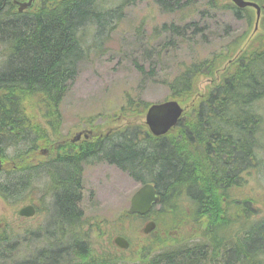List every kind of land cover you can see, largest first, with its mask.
<instances>
[{"label": "trees", "instance_id": "16d2710c", "mask_svg": "<svg viewBox=\"0 0 264 264\" xmlns=\"http://www.w3.org/2000/svg\"><path fill=\"white\" fill-rule=\"evenodd\" d=\"M40 1L41 5L19 13L13 0H0V53L6 56L0 66L1 159H5L6 146H15L16 150L24 146L22 153L16 151L11 157L14 169L6 172L14 175L0 182V191L3 195L18 194L21 186L34 179L35 171H39L38 175L44 173L55 192L56 221L65 224L79 211L76 195L79 179L74 170L77 167L74 156L59 160L64 164L50 162L53 136L59 135L62 123L59 106L75 78L78 62L86 55L83 33L89 27L101 34L112 15L122 9L101 12L97 0ZM122 1L128 4L134 0ZM197 1L158 3L169 13H184L189 4L192 9ZM253 1L264 5V0ZM206 4L208 9L231 10L236 17L245 18L248 26L239 40L218 54L188 65L180 64L181 70L166 82L169 95L165 99H174L186 108L177 126L166 135L155 137L143 124L130 122L114 126L108 136L100 139L96 136L91 140L95 144L87 145L89 163L107 161L128 170L142 183H153L160 196L154 216L158 224L163 220L167 222V230L181 228L193 238L194 244L184 247L185 243L178 244L139 264H264L260 259L264 255V220L249 219L255 214L250 206L254 199L232 196L233 190L242 187L244 172L248 173L252 160H256L254 145L262 120L252 105L257 99H264V11L258 22L260 30L253 32L252 9H237L222 0H207ZM190 25L173 22V29L163 24L160 30L179 33L180 28L189 29ZM200 77L204 79L199 90ZM130 100L114 120L119 121L123 115L129 120L140 117L149 105ZM37 113L44 122L36 120ZM21 131L27 145L18 140ZM40 148H45L48 155L34 164ZM20 166L24 168L21 186L15 175ZM50 211L48 208L47 213ZM133 216L125 211L119 217L120 222ZM243 218L248 219V226L241 236L232 237L240 231L238 225ZM49 229L46 225L34 232L57 239H75L74 227L61 226L53 232ZM4 239L7 249H11L13 244ZM83 242L86 254L75 249L60 254L59 247L53 257L47 248L41 258L36 255L35 262L71 264L74 256L80 260L75 264H124L117 257L93 253L89 241ZM1 248L6 249L4 242Z\"/></svg>", "mask_w": 264, "mask_h": 264}, {"label": "rangeland", "instance_id": "374dc122", "mask_svg": "<svg viewBox=\"0 0 264 264\" xmlns=\"http://www.w3.org/2000/svg\"><path fill=\"white\" fill-rule=\"evenodd\" d=\"M206 1L198 0L192 9L189 4L184 13H169L160 7L159 0H134L128 4L122 0H97L96 5L101 12H110L118 7L122 10L121 13L112 15L101 34L92 32L89 27L83 33L86 55L78 62L75 78L59 106L62 123L58 137H70L82 128L90 127V123L95 124L98 130L105 134L108 125L122 124L121 121L126 115L119 117V121L114 119L130 99L146 103L163 101L169 95L166 82L181 70L180 64L188 65L212 57L214 53L225 50L228 44L232 45L239 40V36L248 26L245 18L236 17L226 9H208ZM41 3L43 2L39 1L37 6ZM193 21H196V24ZM173 22L180 26H184V23L192 25L189 29L180 28L179 33L160 30L163 24L173 29ZM5 59L6 56L0 53V66ZM202 79L204 77H200L199 90L203 87ZM252 110L260 115L262 120L256 134V146L254 145L256 160H252V167L248 173L244 172L242 187L233 190L232 196L236 199H254L250 206L255 214L249 218L254 221L258 218L264 220V99H257L252 105ZM134 118L130 119L133 124H142V116L139 119ZM36 120H40V113L36 114ZM40 121L44 122L43 119ZM46 129L53 135L49 127L46 126ZM22 137L21 139H24ZM21 139L18 138L27 145ZM16 149L15 146H7L5 154L13 157ZM18 149L23 152L24 146H18ZM38 160L40 158L35 160L34 164ZM3 167L0 169V182L14 175L13 172H6L11 168ZM118 167L90 162L82 173L83 199L79 209L82 208L85 214L84 236L89 241L93 253L101 251L97 253L99 256H116L120 259L119 262L124 264H139L151 260L152 256L161 252H167L178 244L185 243L183 247L194 244L193 238L185 231L181 228L167 230V222L162 220L157 231L145 237L147 240L144 241L141 240L143 235L139 233V229L145 220L134 217L120 222L119 217L128 209L130 197L140 186V181L132 177L128 170ZM38 173L39 171H36L34 179L25 187L21 186L20 181L23 173H15L21 186L18 194L10 192L7 196L0 191V234L5 236L9 244H13L11 249H7L5 244L7 250H0V264H36V255L38 258L42 252L49 249V236L40 235L34 230H40L42 224L45 225L48 208H52L48 228L51 220L55 218V192L48 189L50 178L42 172L40 175ZM29 202L36 204L38 212L32 218L22 221L17 211ZM159 206L155 207L154 214ZM246 221L248 219H241L238 225L240 231L233 233L232 237L242 235L243 229L248 226ZM199 226L201 228L203 224ZM136 230L137 237L134 235ZM115 234L128 237L132 242L131 248L122 251L115 248L112 243ZM55 239L58 248L71 243L70 239ZM75 241L80 242L79 239L72 240L73 243ZM141 247L144 248L141 250ZM260 259L264 262V255L260 256ZM46 261L50 262V259ZM79 261V257L73 256L71 264Z\"/></svg>", "mask_w": 264, "mask_h": 264}, {"label": "flooded vegetation", "instance_id": "af4514ba", "mask_svg": "<svg viewBox=\"0 0 264 264\" xmlns=\"http://www.w3.org/2000/svg\"><path fill=\"white\" fill-rule=\"evenodd\" d=\"M19 111V110H18ZM20 112V111H19ZM22 125V124H21ZM23 127V126H22ZM22 130V129H21ZM87 128H82L81 130H79L78 132H76L74 135L70 136V137H63V136H55V142H53L52 144V151H53V156H52V160H50L51 163L54 164H64L62 162L64 161H59V160H63V158L65 156H74V158H76V168H74L75 172L77 173V179H79L78 184H77V189H76V195H77V205L82 203V195H83V186H82V173L83 170L88 166V161L87 158H89V151H88V144H95L94 142H91L89 139L93 138V136H91V134L86 133ZM80 133V134H77ZM21 136L22 135V131H21ZM77 136V137H76ZM22 140V139H21ZM97 143H102L99 140H96ZM95 141V142H96ZM100 144H96V145H100ZM18 153H22L21 149L16 150ZM94 153V152H92ZM38 156L40 158V156H46L48 154V151L43 150L42 152L38 151ZM66 154V155H65ZM40 160L37 161V163ZM1 160H0V164H1ZM36 163V164H37ZM112 163H108L109 166H113V167H118L119 165H111ZM119 168V167H118ZM20 171H18V173H23L24 168L23 166H20L19 168ZM36 172V171H35ZM22 179V180H21ZM21 179L20 181L24 182V178L21 174ZM56 187V184L54 185ZM9 192L6 193V195L8 196ZM53 202V201H52ZM52 205V203H51ZM35 209L37 211V208L35 206ZM51 211L50 213L52 214V208L50 207ZM51 214H50V219H51ZM84 218H85V214L83 209H79V211L74 214H72L71 219H69V221L65 224L62 223H58V221H56V218L51 220V224L49 226V230L50 231H56L58 228L62 227H76L74 228V232H81L82 234L86 233V225L84 224ZM74 221V222H73ZM59 224V226H58ZM49 236V249H50V253L54 254L53 257H55L56 252L58 247L57 242L55 241V237L53 235H48ZM75 239H79V241H75L74 243L71 240V243L68 242L66 244V246H62L59 249H61V251H59L60 254H62V251H67L70 252V250H78L80 253L86 254L87 250L84 246V242L85 239L83 237H79L78 235L75 234ZM62 241V240H61ZM4 242V244H6V240L2 237L0 238V244H2ZM77 244V245H76ZM52 245H54L55 247H52ZM1 251L3 250V248L0 249ZM66 252V253H67ZM76 254V253H75ZM52 260V259H51Z\"/></svg>", "mask_w": 264, "mask_h": 264}, {"label": "water", "instance_id": "95a60500", "mask_svg": "<svg viewBox=\"0 0 264 264\" xmlns=\"http://www.w3.org/2000/svg\"><path fill=\"white\" fill-rule=\"evenodd\" d=\"M238 7L249 6L255 8L256 19L260 15V7L247 0H231ZM32 0L18 3V11H23L30 6ZM184 108L175 100H166L159 103L151 104L144 114V122L149 132L155 136H162L169 132L170 129L176 126ZM159 201V194L151 183L143 184L132 196L129 212L145 214L148 212L152 204ZM20 215H32V207H22L19 212ZM155 226L154 221H148L142 228V232L148 233ZM114 243L121 248H127L128 242L122 236H116L113 239Z\"/></svg>", "mask_w": 264, "mask_h": 264}, {"label": "bare ground", "instance_id": "6f19581e", "mask_svg": "<svg viewBox=\"0 0 264 264\" xmlns=\"http://www.w3.org/2000/svg\"><path fill=\"white\" fill-rule=\"evenodd\" d=\"M17 9V8H16ZM18 11V10H17ZM16 105V104H15ZM49 146V145H48ZM47 176V175H46ZM147 183H150V182H147ZM153 210V208H152V205H151V207L149 208V210H148V212H147V214L146 215H148V214H150V212ZM74 222V221H73ZM48 236V235H47ZM61 253V252H60ZM58 254V253H57Z\"/></svg>", "mask_w": 264, "mask_h": 264}]
</instances>
